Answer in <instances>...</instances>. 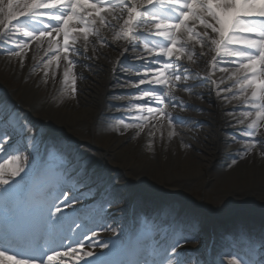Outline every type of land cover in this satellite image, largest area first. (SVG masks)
I'll return each instance as SVG.
<instances>
[{"label":"snow or ice","instance_id":"6c2138e0","mask_svg":"<svg viewBox=\"0 0 264 264\" xmlns=\"http://www.w3.org/2000/svg\"><path fill=\"white\" fill-rule=\"evenodd\" d=\"M106 50L122 57L112 87L137 93L116 94L129 117L119 119L121 134L143 136L153 153L158 141L161 149L190 148L184 130L192 119L182 113L206 111L184 101L181 93H190L221 110L242 145L240 160H264V0H0V55L21 70L35 61L45 82L61 75L72 100L77 67L100 69ZM129 59L138 62L135 76ZM199 61L213 73L201 77L192 67ZM208 84L214 93L194 91ZM38 136L10 118L0 122V264H264V236L227 233L231 246L201 251L187 247L195 226L126 227L107 211L115 197L86 201L95 187L84 182L86 166L70 173L54 165Z\"/></svg>","mask_w":264,"mask_h":264},{"label":"bare ground","instance_id":"6f19581e","mask_svg":"<svg viewBox=\"0 0 264 264\" xmlns=\"http://www.w3.org/2000/svg\"><path fill=\"white\" fill-rule=\"evenodd\" d=\"M120 50L122 51L123 48L121 47ZM106 51L108 59L101 62L102 67L100 69L90 71L87 68L81 69L79 66L77 67V86L81 85L84 81L87 83V87L89 86L91 90L87 88V91L82 92L75 100H72L65 94L63 96V93L59 94L58 92H55L56 86L60 87L62 84L61 75H57L55 83L51 80L45 82L46 78H44L42 74L39 78L32 74L33 68L37 65L35 61L26 62V67L21 70L17 66L15 60H9L5 55L0 56V89H2L0 90V122L8 123L10 118L11 123L17 127V125L21 123L27 125L28 120L31 123H35L33 119L48 120V118H51V120L58 122L59 126L63 124L65 127L69 128L68 130L70 132L76 133L79 131L82 133L85 131L91 139L92 146L113 151L115 153V158L108 163L109 166L118 168L120 172L132 182L141 179L137 178L133 173V169L136 170L144 167V164L149 162L153 173L157 177L159 193L162 192L170 195L173 200V204L171 205L178 204V207L183 205L180 202L186 200L185 193L187 188L192 186L190 182L191 179L195 178L196 181L204 159L210 154L212 155L210 161L212 162L213 158H216L214 162L218 163H229L231 162L233 155L238 156V163L232 167L225 168L222 173L226 185L230 188L240 190L249 189L258 186V184L264 183V160H261L258 157L240 160L238 148L241 145L231 141L232 138L230 137V134H234L232 128L228 127L226 124L221 126L226 132V134L222 135H216L215 132L210 131L213 127L217 129L219 127L218 123L224 121L223 117L222 119H218L217 115L215 117L214 113L217 114L216 112H208L210 115L205 114L201 117L202 119H200V122L204 123L206 126L199 132L200 137L202 140L206 137L207 143L205 145V155H203L198 162H194L192 154L188 152V149L180 147L178 143H169L165 148L161 149L158 141L154 154L141 149L140 146L147 143L146 138L142 136L141 138L131 139L130 131H125L121 134V130H119V120L114 122L108 131H104L103 118L106 114L110 115L112 106L114 104L120 106L126 103V101L117 99L116 94L120 92L128 93L130 95L136 94L135 89H119L112 87L113 78L110 77V73L113 68L120 67L118 62L120 61L121 56L118 51ZM32 55H36L37 59H39L40 56H43V52H30L29 56ZM127 55L133 57L134 53L129 51ZM128 61L133 64L136 63L132 59H129ZM194 68H196L201 77L210 74L209 71L211 70L210 64H206L205 61H199L198 65H194ZM130 71L132 75L135 76L136 72L132 69H130ZM215 75L218 77L220 73L215 72ZM85 87V83H83V88ZM212 90H215L214 86L208 84L198 86L195 92H203L207 94ZM19 94L23 98L22 102L28 107L27 112H29V115L24 113L19 116H10L8 115V112H6V109L8 108L10 101H18L17 96ZM199 98L201 99V97ZM210 98L214 99L213 96L208 97L209 100ZM206 102L207 100L205 101V99H203L196 103H204L203 106L207 108ZM210 106L212 111H217L218 108L215 107L214 104H210ZM225 107H227V105H225ZM118 111L120 115L129 120V117L125 115V112L127 111L126 109L120 107ZM218 111L221 110L218 109ZM47 113L50 117H47ZM206 122L207 125L205 124ZM59 126L54 128V126L51 125V127H53V130L51 131H54L55 135L62 134L63 132L61 131L63 126ZM184 131L185 141L192 142L191 138L188 136V128H185ZM129 139L133 141L125 144L124 142ZM195 144L194 146H196ZM212 152H216V154ZM52 157V155L48 156L49 159ZM72 158L77 162V169L81 167L85 168V166L87 167V176L91 178L90 181L87 180L90 187H92V184L94 185L98 183V179L95 176L100 172H95V174L93 171L89 170V166L95 163L92 159H85L84 162L79 164L80 159L83 158V156L74 154ZM214 162L213 166L216 165ZM209 169L210 168L207 167V170ZM83 170L84 169L80 171L83 172ZM88 172H90L89 175ZM146 173L150 174V172ZM211 174H213L212 171ZM210 179L215 180V177L212 175ZM87 181L84 182L86 183ZM101 186V183L96 184V186L92 188V191H85V196L96 194L97 189L100 191ZM77 190H79V187H77ZM118 196H120V194L113 191L108 198L115 197L117 201ZM235 196L238 197V199H236V208L232 213L233 215L238 214L237 216H239V214H243V212L249 208L254 212L252 204H256L261 198H264V189L260 188L257 192L255 190L248 193L246 198H240L237 194H235ZM161 200L162 198L160 197H157L154 200H148V204L152 202L150 208L145 212H143L144 210L142 211L141 208H139V210L137 208L136 212H139L142 216L147 215L153 218L155 217L154 211H160L163 207ZM187 205L190 206L189 204ZM123 208V204L118 206L116 213V218L120 217L117 218L118 220L122 219ZM210 212L213 219L218 216V213L215 210H211ZM181 221L180 224H184L185 226H195L200 224L201 219L191 217L188 219L184 218ZM107 235L109 234L105 233V236Z\"/></svg>","mask_w":264,"mask_h":264},{"label":"rangeland","instance_id":"374dc122","mask_svg":"<svg viewBox=\"0 0 264 264\" xmlns=\"http://www.w3.org/2000/svg\"><path fill=\"white\" fill-rule=\"evenodd\" d=\"M2 56V55H0ZM45 59H47V57H45ZM126 63L128 65H130V69L135 71V67L138 66V62H136L135 64H133L132 62L126 61ZM120 66V65H119ZM194 67V65L192 66ZM32 74L34 76H36L37 78H39L41 76V72H40V68L39 65L37 64L33 70H32ZM114 77V76H113ZM82 83V81H81ZM80 83V84H81ZM83 83H85V88H83ZM83 83L81 85H78V92H77V96L81 95L82 92L87 91V88L89 90H91V88L88 86L87 87V83L83 81ZM198 87H196L194 89V91L197 89ZM51 89V88H50ZM55 92L63 93V96L65 94V90H64V86L63 84H61V86H56L55 88ZM137 94V93H136ZM76 96V97H77ZM181 96L183 97L184 101L187 103H192L195 105H198L200 108L206 109V111L204 112H200L198 110H189L186 111L184 113H182L185 116L191 117L192 119V123H195L196 121L200 122V119H202L201 117H203V115H210V113L208 112H220L218 111H212L210 103L206 102V107L203 106L202 103H196L197 101H202L203 98H199L197 96L191 95L190 93H181ZM213 98L215 99L214 95ZM210 96V97H211ZM18 101L21 103V109L16 110L14 112V115L17 114H27L29 115L28 111V107H26V104L22 102V96L19 94L17 96ZM211 99L210 100H214ZM206 101V100H205ZM10 109H12L14 107L13 104L10 105ZM216 107V106H215ZM120 107L118 106V104H114L112 106V111L110 112V115L106 114V116L103 118V130L104 131H108L112 124L116 121H118L119 119L123 118L125 121L129 122L128 119L124 118L122 115L119 114V109ZM215 114V117L217 115V118L222 119V116L219 114ZM213 115V114H212ZM47 117H50L47 113ZM35 121V123H31L29 121L28 124V128L33 129V132L35 133L36 131H38L39 136L37 139V146L40 142V139H42L44 137L45 134L48 133V131L53 130V127L56 128L57 126H59V123L56 121L51 120V118H48V120H42V119H33ZM224 122V121H223ZM219 123V125L223 126L225 123ZM5 123V122H4ZM192 123H190L187 128H191L192 131L188 133V136L191 138L192 142L191 143V147L188 148V152L190 154H192L193 160L194 162H198L200 160L201 157H203V155H205L204 151H205V145L207 143V138L205 137L204 140L201 139L200 137V131L206 127L204 125V123L200 122L195 124V127L192 128ZM207 125V122L205 123ZM61 125V124H60ZM63 126V127H62ZM59 127H62L61 131L62 134L59 135H55V138H52L49 140V150L51 151V153H60L61 155H64L66 158L70 157V150L73 151V153L84 156L85 158H91L93 161H97L99 164H96V168L99 171H105L103 166H109V161L115 158V153L113 151H108L106 149H102V148H98V147H94L91 144V139L88 137V133L83 131L82 133H80L79 131L74 133V132H70L67 128L65 127L63 124ZM67 128V129H65ZM210 131L215 132L216 135H222V134H226V132L224 131L223 127L217 128L215 129L214 127L212 129H210ZM54 132V131H53ZM233 134V133H232ZM87 135V136H86ZM234 135V134H233ZM230 134V137L232 138V136ZM133 140L129 139L128 141L124 142L126 143H131ZM232 141V140H231ZM196 143V144H195ZM194 144L196 146H194ZM141 149L143 150H147V143H144L143 145L140 146ZM242 148V145L238 148V152L240 151V149ZM149 153V152H148ZM153 152H151L152 154ZM215 153L216 152H212ZM154 154V153H153ZM212 158V155H208L206 157V159H204L203 163H202V167L200 168V173L197 176V179L195 181V178L191 179V184L192 186H190L189 188H187L186 190V198L188 199V201L190 202V204L196 205L195 206H189L187 208V210L184 212L185 216H199L201 219L200 225H198L197 229V239H195L192 243H190L189 245H187L188 248H196V249H201V251H203V248L205 246V239H206V230H207V225L209 223L210 220V211L211 210H216L221 218L223 219V217H226L227 214L229 215L230 212H232L235 208H236V199H238V197L235 196V194H237L238 196H240V198H246L248 193H251L253 191L263 188L264 189V183L262 184H258V186L249 188V189H232L229 186L226 185L225 180L222 176V173L224 172V169L229 167V165L231 164L233 159H237L238 156H234L231 158V162L229 163H225V162H214L216 160V158H213V161L211 162L210 159ZM0 162H3L2 160H0ZM213 162L216 164L213 166ZM65 163V161L63 162ZM225 165V166H223ZM213 166V168H212ZM93 167V165L91 166ZM110 167V170L115 169V167ZM207 167H209L210 169L207 170ZM117 169V168H116ZM134 170V171H133ZM133 173L137 176V178H141L136 182H132L131 180L127 179L126 176L122 173V172H118L117 173V177L116 180H118L119 182V188L117 190L120 191V193H122V195L119 197L120 201L119 203H116V205L112 204L110 206L107 207V211H109L113 216L116 214L115 212V207H117L118 209V204H120V202L123 201V205H124V212L122 213V219H120V221L126 226V222H127V218H126V207L128 202L131 200V197L133 195L134 192L138 191L136 188L140 187V189L142 190V192L145 193V195L147 196H152L157 198L156 196H160L161 198H164L165 195H163L164 193L160 192L159 193V189H158V181H157V177L156 175L153 173L152 171V167L151 164L149 162H146L144 164V167H141L139 169H133ZM211 171L213 172V174H211ZM146 172H150V174H147ZM148 175V176H147ZM215 177V180H211L210 177L211 176ZM190 180V179H188ZM138 183V186H137ZM79 187V186H77ZM111 188H113L111 186V184H109L108 186H106L105 191L100 190L97 191L96 194H93L91 196H85L86 197V201L87 202H92L93 197H95L97 200H99L101 197H106L104 196L105 192H108ZM146 193H154L153 194H146ZM143 197V195L139 196V204L140 205V199ZM106 199V198H105ZM172 200V199H171ZM162 201H167V198L162 199ZM187 201V200H186ZM187 201V202H188ZM170 204H173V200L170 201ZM176 208H178V204L175 205ZM252 209L254 210V212H252V210L249 208L247 209L248 211L244 212L242 216H234V219L231 218L230 221L226 222V223H222L221 226L219 225L218 221L216 223V229H217V233H218V246L217 249H223V248H227L229 246H231L232 242L230 240H225L223 239L225 234L227 233H231L229 230H233V228L235 230L238 231H244V232H257L259 234H263L262 236H264V198H261V200L256 203V204H252ZM252 212V213H251ZM256 212V213H255ZM243 217V218H242ZM220 219V217H219ZM228 227V229L225 226ZM169 227H171L169 225ZM223 230H222V229ZM226 230V232L224 231ZM234 231V230H233ZM262 232V233H260ZM223 233V234H221Z\"/></svg>","mask_w":264,"mask_h":264},{"label":"water","instance_id":"95a60500","mask_svg":"<svg viewBox=\"0 0 264 264\" xmlns=\"http://www.w3.org/2000/svg\"><path fill=\"white\" fill-rule=\"evenodd\" d=\"M246 211H248V210H245V212H246ZM232 212H233V211H232ZM232 212H231L229 215H227L226 217H223V219L220 218L218 221H219L220 223H226V222L230 221L231 218L234 219V216H235V215H233ZM243 213H244V212H243ZM239 216H241V214H239Z\"/></svg>","mask_w":264,"mask_h":264}]
</instances>
